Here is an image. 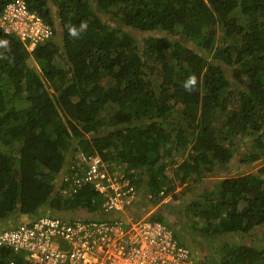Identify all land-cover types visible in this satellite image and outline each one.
Masks as SVG:
<instances>
[{
	"label": "trees",
	"instance_id": "1",
	"mask_svg": "<svg viewBox=\"0 0 264 264\" xmlns=\"http://www.w3.org/2000/svg\"><path fill=\"white\" fill-rule=\"evenodd\" d=\"M26 4L54 34L29 52L0 29L8 41L0 47V224L44 204L99 214L89 185L61 179L55 187L62 171L95 154L110 175L135 176L155 202L173 188V164L183 181L230 165L240 151L238 164L263 163L217 179L190 210L205 236L240 235L219 246L220 264H264V0ZM82 23L86 30L70 36ZM127 29L168 35L138 42ZM14 257L0 246V260Z\"/></svg>",
	"mask_w": 264,
	"mask_h": 264
},
{
	"label": "built area",
	"instance_id": "2",
	"mask_svg": "<svg viewBox=\"0 0 264 264\" xmlns=\"http://www.w3.org/2000/svg\"><path fill=\"white\" fill-rule=\"evenodd\" d=\"M0 29L18 37L29 52L54 34L26 0L0 7ZM66 171L62 179L74 189L86 184L98 194L92 201L100 203L99 214L87 218L45 214L0 230V246L15 255L1 264H196L191 249L179 243L166 223L150 215L127 222L119 216L139 196L135 176L110 175L98 154ZM170 198L167 195L164 201Z\"/></svg>",
	"mask_w": 264,
	"mask_h": 264
},
{
	"label": "rangeland",
	"instance_id": "3",
	"mask_svg": "<svg viewBox=\"0 0 264 264\" xmlns=\"http://www.w3.org/2000/svg\"><path fill=\"white\" fill-rule=\"evenodd\" d=\"M116 25V23H114ZM134 37L141 41V39L148 35H155V36H166L168 33L162 31H149V32H141L134 29H127ZM190 44V43H189ZM28 65L35 70H39L38 64L33 60V58L28 59ZM248 138L244 137L242 143V149H247L248 147ZM185 155V154H184ZM240 151L234 154L233 159L231 160V164L225 166L223 168L217 169L208 174H194L192 176H185L182 180L181 174H175L173 168L176 164H173L170 168H168L167 173L172 178V189L169 192H166L163 196H161L157 201L150 202L148 199V194L146 192V187L139 186V198L137 200V205L135 214H139L140 216L150 215H161L167 219V222L172 226L174 233L177 237H183L185 242L191 241V251L195 257L196 264H220V255H219V246L223 242L234 243L241 240L239 234H231V233H222L219 235L214 236H205L199 230L202 227V220L199 219L198 215H195L192 210H190V203L193 201H197L200 199V195H203L206 191L213 190V182L217 179L225 175H238L241 172H247L252 169H255L263 161L256 162L252 166H248L247 164H238V159H240ZM69 157V156H68ZM67 157V158H68ZM184 156L181 157L177 155V160L181 161ZM62 171L56 178V186L57 187L62 179ZM145 180V179H144ZM57 189V188H56ZM55 189V190H56ZM171 195V198L168 202L164 201L165 196ZM142 200L143 204L138 205V201ZM190 205V206H189ZM50 213H54V215L68 217L71 218L69 212L57 213L50 208L48 204H44L34 212L27 214V215H20L17 211L14 214L17 216L16 221L9 217L8 219L4 220L0 224L1 228L13 227L18 225L24 220H29L35 218L40 215H50ZM84 213L87 214L86 211ZM73 214V213H72ZM53 215V214H51ZM92 215V214H91ZM90 215V216H91ZM88 216V217H90ZM122 220L127 222L128 214L126 215L124 212L120 213ZM78 218V217H74ZM85 218V217H81ZM257 240L260 238V233H257Z\"/></svg>",
	"mask_w": 264,
	"mask_h": 264
},
{
	"label": "clouds",
	"instance_id": "4",
	"mask_svg": "<svg viewBox=\"0 0 264 264\" xmlns=\"http://www.w3.org/2000/svg\"><path fill=\"white\" fill-rule=\"evenodd\" d=\"M86 28H87V25L85 23H82L80 25V29L79 30H77L75 27H70L69 28V34L73 38H78L79 35H80V32L86 30ZM7 45H8V41L0 40V47H6ZM196 84H197V80H196V77L193 75V76H190L186 80V82L184 84V88H185V90L191 92V91H193L195 89Z\"/></svg>",
	"mask_w": 264,
	"mask_h": 264
},
{
	"label": "crops",
	"instance_id": "5",
	"mask_svg": "<svg viewBox=\"0 0 264 264\" xmlns=\"http://www.w3.org/2000/svg\"><path fill=\"white\" fill-rule=\"evenodd\" d=\"M138 198H139V196H138ZM138 198L136 199V201L133 204H131L130 206H128L124 211H122L126 215L128 214V216H127L128 219H134V218H137V217L140 216L139 214H135L136 208L138 207V206H136L137 205ZM138 202H139L138 205H140V204L142 205L143 204V201L142 200L140 201V199H139ZM90 215H91L90 213L87 212V214H86V213H84V211L78 212V213L77 212H71L70 213V216H72V217H85V218H87ZM119 216H120V213H119Z\"/></svg>",
	"mask_w": 264,
	"mask_h": 264
}]
</instances>
